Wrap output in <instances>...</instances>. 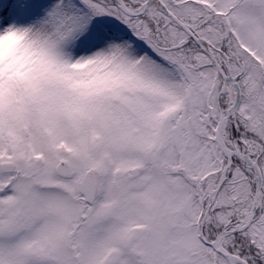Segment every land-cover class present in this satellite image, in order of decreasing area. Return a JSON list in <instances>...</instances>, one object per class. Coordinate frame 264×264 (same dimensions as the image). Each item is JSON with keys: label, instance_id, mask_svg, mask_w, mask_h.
Masks as SVG:
<instances>
[{"label": "snow or ice", "instance_id": "snow-or-ice-1", "mask_svg": "<svg viewBox=\"0 0 264 264\" xmlns=\"http://www.w3.org/2000/svg\"><path fill=\"white\" fill-rule=\"evenodd\" d=\"M0 264H264V0H0Z\"/></svg>", "mask_w": 264, "mask_h": 264}]
</instances>
